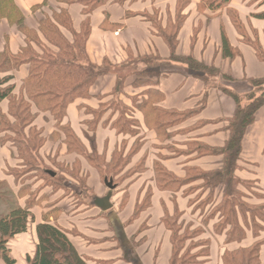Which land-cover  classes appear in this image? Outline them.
Returning a JSON list of instances; mask_svg holds the SVG:
<instances>
[{"label":"crops","instance_id":"0c3cea01","mask_svg":"<svg viewBox=\"0 0 264 264\" xmlns=\"http://www.w3.org/2000/svg\"><path fill=\"white\" fill-rule=\"evenodd\" d=\"M185 1L174 54L191 57L204 69H193L186 63L172 60L170 48L163 38L164 30V33L175 31L173 26L177 25L179 0H109L88 14L84 13L85 7L79 2L13 0L23 16L24 27L29 30H37L40 19L53 20L55 16L66 14L68 26H58V33L67 44L73 45L74 39L87 26L84 40L86 62L108 67L105 74L96 78L85 96H75L65 109V122L81 144L88 146L80 139L84 113L93 112L114 98L123 100L137 113L138 129L146 133L141 144L145 152L148 148L149 152L141 162L143 170L134 172L126 186H115L110 209L102 211L92 205V199L103 197L107 189L98 171L83 165L80 170L87 177L86 185L91 194L89 202L78 203L80 195L76 182L71 180L73 184L67 182L63 188L70 190L72 198L61 197L48 209L30 208L33 224L42 223L44 217L53 223L52 214L58 213L55 224L67 233H75L69 236V240L87 264H174L172 231L182 219H173L175 215L193 213L194 205L190 203L188 207V204L195 195H184L191 184H182L174 190L167 186L158 188L153 167L159 164L168 177L180 184L188 177L189 169L203 172L220 170L223 166L220 155L197 156L186 151L187 143L198 142L215 149L223 147L227 137L224 130L226 120L233 116L236 106L230 94L244 97L254 91L252 81L264 79V0H229L226 7L216 10H201L200 0ZM3 25L6 24L0 25V51L7 48L16 54L24 45V36L15 27ZM39 36L43 38L42 34ZM52 48L57 51V48ZM149 57H158L160 72L168 73L159 77L142 73L141 69L146 68L145 59ZM129 67L134 69L121 73ZM208 68H213L216 74H208L205 70ZM11 74L12 83L19 89L29 74L28 64L19 66ZM118 81H123V84L120 90L115 91ZM138 103L141 106L137 107ZM149 109L169 113L171 117L178 115V120L167 121L163 128H157L152 122L146 128L139 115L152 113ZM0 111L7 112V103H0ZM191 112L195 113L183 117ZM49 115L42 116L44 125L50 122ZM146 117L148 121L153 120V117ZM42 126L39 125L46 132L42 136L47 138L51 129ZM160 134L166 138L164 144H171V147L155 149L161 144ZM104 142L101 139V144ZM131 144L129 140L128 145ZM115 147L116 141L112 150ZM174 147L181 152H176ZM94 148L101 152L96 146ZM142 152L132 154L134 162ZM70 157L74 162L76 157ZM16 160V148L10 142L0 143V181L6 182L14 195L20 184L16 186L9 171L16 168ZM57 161L66 162V159L60 157ZM234 176L241 183L256 187L264 202V105L257 109L253 122L243 135ZM29 184L25 181L23 185ZM251 199H255L253 195ZM17 201L16 205L25 206L21 198ZM29 228L27 226L24 233L8 243L9 257L14 264H26V257L32 255L26 241ZM251 235L247 233L246 246L254 240ZM209 237L212 241L206 262L192 264H221L226 247L234 248L223 244V235L200 236L203 240ZM260 238L264 240V230L258 236ZM260 262L264 264V245L260 249ZM0 264L4 263L0 261Z\"/></svg>","mask_w":264,"mask_h":264},{"label":"trees","instance_id":"16d2710c","mask_svg":"<svg viewBox=\"0 0 264 264\" xmlns=\"http://www.w3.org/2000/svg\"><path fill=\"white\" fill-rule=\"evenodd\" d=\"M64 4L79 2L82 3L84 13L88 14L96 6L109 0H59ZM185 0H179L178 13L176 16L177 25L173 26L174 32L163 31L162 35L171 51V59L177 62L186 63L193 69H204L196 64L191 57H178L174 54L177 44V30L181 24V11ZM229 0H200L199 8L201 10L211 9L216 10L221 7H226ZM186 2V1H185ZM64 11V10H63ZM229 11V10H228ZM230 14H233L229 11ZM16 14L18 19L15 23L11 22L10 15ZM4 19L11 27H15L20 34L24 36V45H22L16 54H12L7 48L0 51V103L3 100L8 101V109L6 113L0 111V143H12L15 148L22 147V150H17V159H20L21 166L27 173L39 174L42 178H48L56 181L57 173L48 168L40 166L39 156L36 154L41 143L47 138L38 132V145L30 146L22 137V130L29 125L30 119L45 108L47 112L55 113V120H58V125L61 129L65 126L61 121V114L65 112L67 105L75 98V96H85L96 78L105 74L108 67L105 65L95 66L86 62L84 47H72L78 43L77 39L81 36L84 42L87 35V26H84L81 33L74 39L73 45L67 44L58 33V28L68 26L66 14H61L52 19H40L38 21L37 30H29L24 27V19L19 9L14 4L13 0H0V20ZM64 19V21H62ZM59 26V27H58ZM161 32V31H160ZM55 37L60 45H45L44 41L48 35ZM39 34L43 36L41 39ZM32 35V36H30ZM48 37V42H49ZM64 45V47H63ZM83 45V43H82ZM45 46L48 48L45 53V59L37 56L36 47ZM52 47L57 48L54 51ZM63 47V48H62ZM44 49V47H43ZM37 54V55H36ZM82 62L84 64H82ZM145 67L141 69L142 73L155 74L157 77L164 76L168 72H160V59L158 57H149L145 59ZM28 64L29 74L22 81L18 92L14 93L15 85L12 83L13 73L19 66ZM208 74H216L213 68L205 69ZM12 83V84H11ZM254 91L244 97L232 95L235 101V111L231 118L226 120L224 130L227 134L225 143L221 148H211L202 145L198 142L187 143L186 151L194 153L197 156L203 155H220L223 158V166L220 170L212 172H203L196 169H189V174L186 180L179 183L168 177L161 168L158 170V176L167 179L170 186L190 185L197 180H202L203 184L200 187H193L186 191L190 194L198 193V199L192 204L198 203L197 211L199 214L196 224L194 221L188 225L180 223L177 229L172 231V242L174 245L173 263H187L181 261L182 257L188 256V263H204L208 257V250L212 238L203 240L200 236L213 232L216 236L223 235L225 241L223 244L236 243L239 246L230 249L226 247L221 256V264H260V249L264 244V240L258 239L259 234L264 230V203L261 206H252L249 202H240L244 197V193L238 190V185L242 183L234 176V171L240 156L241 141L246 128L253 122L255 112L258 108L264 105V79L252 81ZM123 81H118L115 91L121 89ZM141 103L137 104V107ZM36 107L38 112H33L32 108ZM149 119L154 122L157 128H163L167 121H161L165 117H171L169 113L163 111H154L149 109ZM156 112V113H155ZM195 112L185 114L183 117H188ZM18 124L19 129L13 128V125ZM165 124V125H164ZM17 126V127H18ZM71 129V128H70ZM8 134L17 138L16 142L10 139ZM72 138L77 139L72 134ZM78 140V139H77ZM77 146V145H76ZM37 147V148H36ZM78 147H80L78 143ZM24 149V153H23ZM20 152V154H19ZM87 157V156H86ZM159 165V164H158ZM157 166V164L155 165ZM24 172V173H23ZM20 170L14 173V180L20 179L25 171ZM47 172L53 173L48 174ZM191 175H193L191 177ZM194 175L198 177L194 178ZM21 187L18 193L25 191L27 185L20 183ZM6 182L0 181V197L4 193L3 186ZM219 190L221 201L217 203L215 192ZM255 197V196H253ZM261 197V196H260ZM262 199V198H260ZM27 203V202H26ZM29 204V203H28ZM31 206L27 204L24 207L14 205L8 207L4 213H0V261L4 264H14L15 262L9 257L8 243L17 235L26 231L28 222L33 221V215L30 213ZM44 217L42 223L36 227L38 243L35 247L33 256L26 257V264H87L86 259L80 255L71 244L66 231L57 225L50 224ZM244 219V220H243ZM185 224V225H184ZM171 228V229H173ZM209 230V231H208ZM251 233L254 239H258L248 246H240L246 239L247 233ZM188 234V235H187ZM178 238V239H177ZM190 239L193 247L189 251L184 249L187 240ZM193 240V241H192ZM179 242L183 247L176 252V244ZM187 258V257H186ZM179 261V262H178ZM197 261V262H196Z\"/></svg>","mask_w":264,"mask_h":264},{"label":"rangeland","instance_id":"374dc122","mask_svg":"<svg viewBox=\"0 0 264 264\" xmlns=\"http://www.w3.org/2000/svg\"><path fill=\"white\" fill-rule=\"evenodd\" d=\"M10 19L12 23H15L16 20L18 19V16H16V14H12L10 15ZM62 21H64V19H62ZM2 24H6V25H3V27L7 26V23L4 19L0 20V25ZM116 34H118V32H116ZM48 37L50 38L49 42H48ZM48 37H46L47 41L46 40L44 41L45 45H60L61 46V44H63V43L61 44L58 43L52 34L48 35ZM79 37L80 38L77 39L78 43H76V45L72 47H76L77 45L79 48L84 47V42H82L83 38L81 40V36ZM43 47L37 46L35 49H36V52L38 53V55L37 54L36 55L45 59L44 55L47 52L48 48H46L45 46ZM84 54H85V51H84ZM82 64L84 63L82 62ZM132 69H134V67H129L128 69L126 68L125 70L121 71V73L124 74V73L130 72ZM14 91H18V86H15V89L13 90V92ZM2 102L7 103V107H8L7 100H3ZM125 103L126 102H124L123 100L120 101L119 98H114L110 100L108 103H106L105 105H103L102 107L100 106L99 109L93 112L87 111V113L86 112L84 113V117H83L85 121L83 124L84 127L80 128L82 129L81 131L83 135L82 137L80 136V139L81 140L83 139L84 144L88 145L87 147H84L81 144L79 139L77 140L75 138L74 139L72 138L73 137L72 134L74 136L75 134L70 129V126L66 124L65 122L66 121L65 112L61 114V121L65 125L63 129H61L58 125L59 124L58 120L54 119V116L57 115L58 112L51 114L50 112L44 111L46 110L45 108H41V110L38 112L36 107H33L32 108L33 111L38 112V113L35 115V117L30 119L29 125L26 126L22 130V137L28 143L30 148H32V146L38 145V138H39L38 132H41V135H44V133H46L44 128H40L39 125H43V126H46L48 129H51L50 130L51 133L46 135L47 139L41 143L38 149H36V154L37 156H39L40 166L42 168L43 167L48 168L57 173L56 181H52L48 178H42L39 174L27 173L26 170H24V168H20L21 163H22L20 159L16 160L14 162L16 163V168H14L13 170H10L9 171L10 174L14 176V173H17L20 170H22V172L23 171L26 172V174H24L20 179L16 180L17 182H15L14 180L16 186L22 182L25 183V181L31 184H29V186L26 187L27 189L21 193V195L23 196L21 197L18 192L17 194L14 195L12 193V190L6 183V185L3 186V188H5L4 189L5 191L2 197H0V213H4L8 209V207H12L16 205L18 202L17 200L19 198L22 199L24 205L27 204L28 206H31L32 208L36 207V208H39L40 210H42V208L44 209L52 208L54 205H56V201L60 199L61 197L68 198V199L73 197L68 188L67 189L63 188V186L67 182L72 183L71 180L76 182L75 186L77 187L78 194L80 195L78 199V203H81L82 201L89 202L91 194L89 193V188L86 185L87 177L85 173L81 174V170H80L81 165L96 169L98 173L100 174V176H102L100 177L101 181L103 178H107V179H112V183L115 186H117L118 184L119 185L124 184V186H126V184L132 180V177L134 176L136 172L139 173L143 170L141 167V162L143 161V159H145L148 156L147 151L149 152V148L145 152L144 150L145 147L144 145L141 144V142L143 143L144 141L143 139L146 136V133L143 130L138 129V123L135 118V117H138L137 113H135V111L131 107H128L127 103L126 104ZM43 115H49L50 117V122H46V120L43 119V121L47 123L45 125L42 123ZM146 116H148L147 113H143V115H139V117L144 122L146 128H149L150 125L152 124V121L150 123V120L148 121ZM177 120H178V115H175L173 117H168V118L165 117L161 121H172V122L174 121L175 122ZM17 126L18 124H15L13 125V128L19 129V126L18 127ZM8 135L10 136L11 140H14V142L17 141L16 140L17 138H15L13 135L11 134H8ZM101 139L105 141L103 144H101ZM119 139H121L120 144H117V141H119ZM159 139H160L161 144L156 146L155 149L160 150L164 148L166 149L169 146L171 147V144H167V145L164 144L165 139H166L165 136L160 134ZM98 140H99L100 146L98 145ZM129 140L132 141L131 145H128ZM114 141H116V147L113 148L112 150ZM78 143L80 147H78ZM11 145L13 146L12 143ZM94 146H96V148H98L101 152L96 151ZM18 148H19V151L22 150V147H18ZM174 148L176 149L175 150L176 152L179 150L177 147H174ZM141 151H143L142 155L139 157V159L136 162H134V159H133L134 157L132 158V154H135V153L139 154ZM178 152H181V151H178ZM16 153H17V150H16ZM23 153H24V149H23ZM70 156L76 157L74 159V162L72 161V157ZM60 157H62L64 160L66 159V162L65 161L58 162L57 160ZM160 168L161 167L158 164L157 166L153 167L155 180L157 182L156 183L157 187L163 189L167 186L166 188H169L171 190L177 189L179 186H170L167 182V179H164L158 176L157 173H158V170H161ZM192 176L193 175H191V177ZM195 177H198V176L194 175V178ZM191 185H193V187L195 188V187H200L204 184L202 180L199 179L196 182L192 183ZM20 187H21V184H20ZM237 188L241 193L243 192L246 194L244 195L243 198L240 199V202H249L251 206H252V202L254 203L255 206H261V204L264 203L263 200L260 199L261 197H260V194L258 193V190L256 189V187L252 186V184L242 183V185L241 184L238 185ZM215 192H217L216 194L217 198L214 199V201L217 200V203H219L221 201L222 195H220V192L219 190L217 191V189ZM48 194H50V196H47ZM193 194L195 195L194 201L198 199H203L204 197V196L202 197L196 196L198 195V193H193ZM248 194L255 196L254 197L255 199L254 200L251 199V195L247 196ZM184 195L185 197H187L188 195H191V194L188 192H184ZM74 199H76L75 196H74ZM194 201L192 200V202ZM192 202H189L188 207L190 203L191 205H194L193 213H189L188 212L189 210L187 209L188 213H185V215L181 214L178 217L177 215H175V218L173 220L182 219V222L185 223L186 225L187 223L189 225L191 221H194L196 224H198L199 221L196 219L197 218L196 215L198 214L197 207H198L199 202L195 204H192ZM58 215H59L58 213L52 214L53 223L48 219L46 220L50 224L57 225L55 224V221ZM173 220L171 219V222H173ZM38 224H40V222L39 223L37 222L34 224L31 223V221L28 222V226L30 228H29L28 236H26V241L31 247V251H32L31 256H33L35 247L38 243V236L36 232V227ZM168 225L171 226V223H168ZM175 229H177V227H175ZM67 234H69L68 235L69 237L71 236V234H75V233L73 232V233H67ZM213 234H214L213 232H208L207 234H205V236L213 235ZM251 236L254 239L253 235ZM223 239L225 241V238ZM260 239L263 240V238H260ZM256 240L258 239H254L253 242ZM178 243L179 242H176V241L174 242V244H176V249H175L176 252L180 251V249H182L184 245L182 244L181 246ZM247 244L248 243L245 240L240 244V246H246ZM226 245L229 247H234V248H236V246H239L236 243L226 244ZM192 247H193V243H191V241H187V244L184 245V249H186L187 251H189L190 248ZM186 257L183 256L181 261L188 263V261L190 260L188 256Z\"/></svg>","mask_w":264,"mask_h":264},{"label":"water","instance_id":"95a60500","mask_svg":"<svg viewBox=\"0 0 264 264\" xmlns=\"http://www.w3.org/2000/svg\"><path fill=\"white\" fill-rule=\"evenodd\" d=\"M48 174H51L53 176V173L47 172ZM104 185L107 188V193L101 197H94L92 199V205L99 208L102 211H106L111 208L110 199L112 196L113 190L116 188L115 185L112 183V179L104 178Z\"/></svg>","mask_w":264,"mask_h":264}]
</instances>
